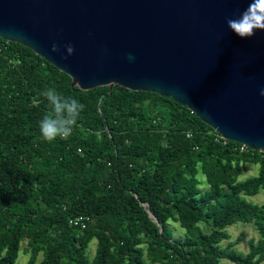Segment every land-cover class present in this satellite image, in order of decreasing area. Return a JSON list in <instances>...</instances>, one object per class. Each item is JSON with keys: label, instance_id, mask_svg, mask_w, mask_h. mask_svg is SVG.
Listing matches in <instances>:
<instances>
[{"label": "trees", "instance_id": "1", "mask_svg": "<svg viewBox=\"0 0 264 264\" xmlns=\"http://www.w3.org/2000/svg\"><path fill=\"white\" fill-rule=\"evenodd\" d=\"M47 88L85 106L67 140L41 139ZM219 134L158 93L72 87L67 73L0 37V264L22 253L24 264H262L264 203L247 196L264 190V151ZM248 163L259 174L240 180ZM80 215L85 228L70 223ZM237 223L259 234L247 253L222 245Z\"/></svg>", "mask_w": 264, "mask_h": 264}, {"label": "water", "instance_id": "2", "mask_svg": "<svg viewBox=\"0 0 264 264\" xmlns=\"http://www.w3.org/2000/svg\"><path fill=\"white\" fill-rule=\"evenodd\" d=\"M249 3L0 0V37L67 73L72 87L170 97L224 138L263 151L264 31L242 39L226 22Z\"/></svg>", "mask_w": 264, "mask_h": 264}, {"label": "clouds", "instance_id": "3", "mask_svg": "<svg viewBox=\"0 0 264 264\" xmlns=\"http://www.w3.org/2000/svg\"><path fill=\"white\" fill-rule=\"evenodd\" d=\"M226 22L228 28L242 39L253 37L257 30L264 31V0H250L248 7L238 17L229 18ZM52 51H59L55 44ZM73 51L71 45L67 46L69 55ZM40 95L46 99L50 107V111L39 121L41 139L47 143L58 138L67 140L85 106L74 97H62L53 88L43 90ZM260 95L264 96V89L260 90Z\"/></svg>", "mask_w": 264, "mask_h": 264}, {"label": "rangeland", "instance_id": "4", "mask_svg": "<svg viewBox=\"0 0 264 264\" xmlns=\"http://www.w3.org/2000/svg\"><path fill=\"white\" fill-rule=\"evenodd\" d=\"M260 164L248 163L245 165L242 174L240 175V180H245L251 176H256L259 174ZM248 200L263 204L264 203V190H261L257 195L247 196ZM171 230L173 231L174 237L176 239H184L187 236L186 230L179 224L173 221L169 223ZM205 227L206 231H209V228L206 225L201 224ZM228 231L231 235L229 239H225L222 242V245H228L229 243H236L235 248L238 250L247 253L249 251V240L253 237H258L259 234L255 229V225L252 223H237L228 227ZM26 246V243L23 244ZM97 248V239H94L90 243L89 250L92 256L95 255ZM29 258V253H22L21 257L18 259L19 264H24ZM222 264H236L228 259H222ZM264 264V262H262Z\"/></svg>", "mask_w": 264, "mask_h": 264}, {"label": "built area", "instance_id": "5", "mask_svg": "<svg viewBox=\"0 0 264 264\" xmlns=\"http://www.w3.org/2000/svg\"><path fill=\"white\" fill-rule=\"evenodd\" d=\"M220 138H222L224 140V142L226 143L229 139L224 138L221 134H219ZM249 149H252L251 147H249L247 144H241L240 146V150L241 151H247ZM260 151V150H259ZM264 151V150H263ZM88 217H85L83 215L77 216L76 218H72V220L70 221V223L74 226H78L81 228H85L87 226V221H88Z\"/></svg>", "mask_w": 264, "mask_h": 264}]
</instances>
